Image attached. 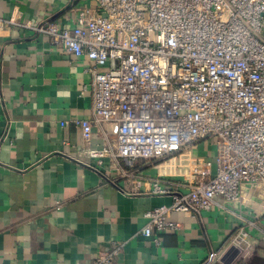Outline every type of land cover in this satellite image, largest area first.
<instances>
[{"label":"built area","instance_id":"built-area-1","mask_svg":"<svg viewBox=\"0 0 264 264\" xmlns=\"http://www.w3.org/2000/svg\"><path fill=\"white\" fill-rule=\"evenodd\" d=\"M94 1L72 29L25 25L85 57L95 121L114 136L91 156L157 170L151 192L172 203L145 213V238L161 245V234L179 229L173 213L218 205L238 218L237 259L257 257L264 222L251 205H264V0ZM75 122L90 144L92 121ZM200 146L208 157L196 155ZM122 246L94 264H112ZM217 258L209 253L203 264Z\"/></svg>","mask_w":264,"mask_h":264},{"label":"crops","instance_id":"crops-1","mask_svg":"<svg viewBox=\"0 0 264 264\" xmlns=\"http://www.w3.org/2000/svg\"><path fill=\"white\" fill-rule=\"evenodd\" d=\"M94 6V0H0V264H94L115 243L123 246L112 264H203L212 252L215 264H224L238 218L218 205L173 213L179 229L161 234V245L141 234L145 213L170 205L171 197L151 192L152 168L91 156L114 136L112 126L95 121L85 57L25 26L50 21L72 29L78 13ZM81 119L93 123L90 144L75 122ZM196 155L209 153L200 146ZM254 202L264 222V205Z\"/></svg>","mask_w":264,"mask_h":264},{"label":"water","instance_id":"water-1","mask_svg":"<svg viewBox=\"0 0 264 264\" xmlns=\"http://www.w3.org/2000/svg\"><path fill=\"white\" fill-rule=\"evenodd\" d=\"M239 251L235 248H232L229 253L224 257V264H232L233 261L238 257Z\"/></svg>","mask_w":264,"mask_h":264},{"label":"trees","instance_id":"trees-1","mask_svg":"<svg viewBox=\"0 0 264 264\" xmlns=\"http://www.w3.org/2000/svg\"><path fill=\"white\" fill-rule=\"evenodd\" d=\"M260 256V255H259ZM248 264H264V257L260 256L259 258H257L255 261L248 263Z\"/></svg>","mask_w":264,"mask_h":264},{"label":"rangeland","instance_id":"rangeland-1","mask_svg":"<svg viewBox=\"0 0 264 264\" xmlns=\"http://www.w3.org/2000/svg\"><path fill=\"white\" fill-rule=\"evenodd\" d=\"M141 165V164H140ZM146 169V168H145ZM154 170V172L157 174V170L156 169H153ZM168 170V173H171L172 171H169L170 170V168L169 169H167Z\"/></svg>","mask_w":264,"mask_h":264}]
</instances>
